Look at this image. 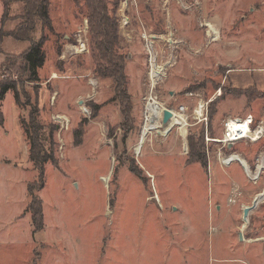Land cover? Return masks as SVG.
I'll return each instance as SVG.
<instances>
[{
    "label": "rangeland",
    "instance_id": "374dc122",
    "mask_svg": "<svg viewBox=\"0 0 264 264\" xmlns=\"http://www.w3.org/2000/svg\"><path fill=\"white\" fill-rule=\"evenodd\" d=\"M107 1L127 64V122L111 100L114 82L95 73L84 2L50 0L52 28L37 14L31 40H16L5 35L24 22L25 4L0 0V83L15 82L23 104L24 94L38 103L48 149L56 127L58 160L45 167L37 192L45 225L34 235L28 184L37 172L20 125L30 107H17L19 115L12 95L0 100V264H264V197L243 221V207L264 192V168L253 179L264 166V136L230 151L214 141L229 118L264 126V99L241 93L264 91V0ZM40 40L46 61L36 84L21 56ZM155 63L161 78L153 84ZM150 98L161 105L160 126L143 136ZM165 108L175 113L169 133ZM200 130L206 167L190 161L189 134ZM231 154L245 157L251 172L224 164Z\"/></svg>",
    "mask_w": 264,
    "mask_h": 264
},
{
    "label": "trees",
    "instance_id": "16d2710c",
    "mask_svg": "<svg viewBox=\"0 0 264 264\" xmlns=\"http://www.w3.org/2000/svg\"><path fill=\"white\" fill-rule=\"evenodd\" d=\"M25 4V14L22 24L14 31H10L5 36H12L16 40H31L29 33L35 28V16L42 18V20L51 29V19L49 18L50 0H22ZM76 4L81 2L85 3L86 13L88 18L91 32V47L96 52L94 61L96 63L95 73L102 79H111L114 82V95L112 102H118L121 107L122 116L125 122L131 119L132 100L127 91L128 76H126V58L119 52V44L121 42L119 29V21L116 16H111L109 10V3L107 0H73ZM117 3V2H116ZM8 5V4H7ZM9 8L6 7L2 20H5ZM0 39L4 35L0 34ZM22 63L24 64L23 74H27V79L31 83H40L39 70L45 66L46 54L43 49V40L33 43L31 47L21 56ZM6 67V66H5ZM12 92L15 98V104L20 109L30 107L29 119L24 120L20 118V125H22L25 139L29 144L30 161L33 164L34 170L37 172V179L28 184L29 204L27 212L31 216V225L34 235L42 232L45 225V216L43 211V201L38 195V190L42 191L45 185V167L51 163L57 165L58 160L55 155L56 142L54 139L55 126L51 125V132L49 135L50 148L45 145L43 138V125L39 123L40 109L38 103L32 104L30 96L25 95L26 102H21L22 95L19 94V87L15 82L6 81L0 83V100L6 98V94ZM243 93L248 101L255 99H264V91L248 89ZM240 93V94H241ZM2 113V112H1ZM4 123V118L0 119V124ZM256 123L254 122L255 126ZM82 132L76 131L74 134L75 144L77 146L82 144ZM126 139V136H124ZM189 147L191 150L190 161L197 162L206 167V155L204 153V134L200 130L197 134L190 136L189 134ZM227 149V147H224ZM233 149V148H232ZM227 151H230L227 149ZM132 172L138 174L139 177L142 173L136 168H132ZM37 186H36V184ZM39 187V189H37ZM35 264V263H34Z\"/></svg>",
    "mask_w": 264,
    "mask_h": 264
},
{
    "label": "built area",
    "instance_id": "2783aa9c",
    "mask_svg": "<svg viewBox=\"0 0 264 264\" xmlns=\"http://www.w3.org/2000/svg\"><path fill=\"white\" fill-rule=\"evenodd\" d=\"M128 1L129 0H126L125 3L128 4ZM75 47L77 48L78 52H84L86 50L85 43H80L79 47L78 46ZM180 110L182 113H185L184 107H182ZM171 111L172 113L174 112L173 110ZM173 118H174V113H173ZM57 120L62 125L63 128L65 127L68 128L69 122L65 116L59 115L57 116ZM253 125H254V119L251 116H247L246 119H238V120L229 118L225 120L223 124V137L219 140H214V141L221 145V149H224V147H227V145L230 143L235 144L242 140H250L252 142H257L258 140L262 139L264 136V126H263V122L256 124L255 126ZM255 137H258V139H255ZM233 156H237V155L234 154L233 155L231 154L229 156L224 155V158L222 159L223 163L228 164L230 162L232 163L233 161H237V159L233 158ZM261 157H263V161H264V156ZM245 166L247 168L245 170L247 174H249V172H251V169L247 167L248 166L247 164H245ZM258 170H260L261 172L260 167L258 168ZM253 179H255L254 183L256 184V182H258L259 179L258 175H255Z\"/></svg>",
    "mask_w": 264,
    "mask_h": 264
},
{
    "label": "bare ground",
    "instance_id": "6f19581e",
    "mask_svg": "<svg viewBox=\"0 0 264 264\" xmlns=\"http://www.w3.org/2000/svg\"><path fill=\"white\" fill-rule=\"evenodd\" d=\"M78 49H80V48H78ZM152 69H153V73L151 74L152 75V83L156 84L157 79L161 78V71L157 70L158 69L157 63L153 64ZM162 70H163V68H162ZM160 106L161 105H159L153 98L149 99V102L147 103V111H146L147 125L144 128V131L142 134L143 136H146L149 132L153 131L154 129H152V128H155V130H157L159 128L160 124H159L158 118H159V107ZM174 115H175V113H174ZM181 124L184 125V122L183 123L181 122ZM183 125H182V128H183ZM255 139H258V137H255ZM233 158L240 159L241 157L233 156ZM242 160L244 162V159H242ZM261 168H264V166H261L260 169ZM258 171H257L256 175H259L261 173L260 170H258ZM261 195L262 196H259V197H264V192H262Z\"/></svg>",
    "mask_w": 264,
    "mask_h": 264
},
{
    "label": "water",
    "instance_id": "95a60500",
    "mask_svg": "<svg viewBox=\"0 0 264 264\" xmlns=\"http://www.w3.org/2000/svg\"><path fill=\"white\" fill-rule=\"evenodd\" d=\"M172 118H173L172 111L170 109H168V108L163 109L162 121H163V124H165V125L168 126V128L165 131L166 133H169L171 131V120H172ZM158 134H160V131H158ZM233 146H234V144L233 143H230V144L227 145V149L231 150V148ZM237 161L239 163L243 164V161L241 160V158L240 159H237ZM230 163H228V164H230ZM243 166H244L245 169H247L246 166H245V164H243ZM259 196H262V195L259 194L256 197V199L253 201V203H252L251 206H244L243 207V221H244L245 224L248 223V218H249L251 212L255 210L257 204L263 198V197L260 198ZM239 239L242 241V239H243V234L242 233L239 234Z\"/></svg>",
    "mask_w": 264,
    "mask_h": 264
},
{
    "label": "crops",
    "instance_id": "0c3cea01",
    "mask_svg": "<svg viewBox=\"0 0 264 264\" xmlns=\"http://www.w3.org/2000/svg\"><path fill=\"white\" fill-rule=\"evenodd\" d=\"M3 21V20H2ZM42 69V68H41ZM40 71V70H39ZM55 75H56V73H53V75H52V78L51 79H49V81H47V83H49L50 81H52V80H54L53 78H55ZM7 96H6V98H8V97H10L11 95L13 96V100H14V107L16 108V110L19 112V110L17 109V106H16V104H15V98H14V95L13 94H11V93H8V94H6ZM3 114V113H2ZM19 115H20V112H19ZM3 118H4V115H3ZM4 124V123H3ZM234 147V146H233ZM232 147V148H233ZM232 148H231V150H232ZM242 159H244V164H247V159H245V157H242L241 156V160ZM243 161V160H242ZM230 165H231V163H230ZM243 165V164H242ZM248 165V164H247ZM244 167V166H243ZM245 169V168H244Z\"/></svg>",
    "mask_w": 264,
    "mask_h": 264
}]
</instances>
